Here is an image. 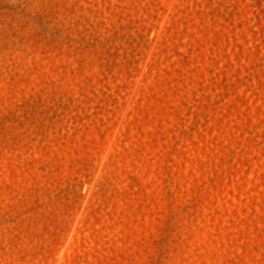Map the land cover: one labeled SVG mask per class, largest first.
Returning <instances> with one entry per match:
<instances>
[{"label":"rangeland","instance_id":"1","mask_svg":"<svg viewBox=\"0 0 264 264\" xmlns=\"http://www.w3.org/2000/svg\"><path fill=\"white\" fill-rule=\"evenodd\" d=\"M0 264H264V0H0Z\"/></svg>","mask_w":264,"mask_h":264}]
</instances>
